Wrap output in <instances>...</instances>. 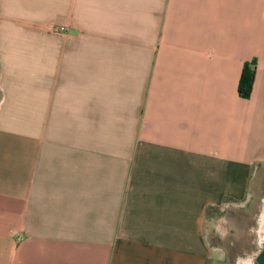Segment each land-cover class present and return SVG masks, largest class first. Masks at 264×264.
<instances>
[{"label":"crops","instance_id":"1","mask_svg":"<svg viewBox=\"0 0 264 264\" xmlns=\"http://www.w3.org/2000/svg\"><path fill=\"white\" fill-rule=\"evenodd\" d=\"M263 160L264 0H0V264H209Z\"/></svg>","mask_w":264,"mask_h":264},{"label":"rangeland","instance_id":"2","mask_svg":"<svg viewBox=\"0 0 264 264\" xmlns=\"http://www.w3.org/2000/svg\"><path fill=\"white\" fill-rule=\"evenodd\" d=\"M18 24L43 35H60L51 29L62 26L46 17L25 19ZM263 203L264 160L253 167L244 201L234 203L224 211L220 208L207 210V237L213 247V261L209 264H238L239 260L247 259L249 255L256 253L261 241L259 226Z\"/></svg>","mask_w":264,"mask_h":264},{"label":"trees","instance_id":"3","mask_svg":"<svg viewBox=\"0 0 264 264\" xmlns=\"http://www.w3.org/2000/svg\"><path fill=\"white\" fill-rule=\"evenodd\" d=\"M254 70L245 68L239 81V95L243 98L249 97L252 90Z\"/></svg>","mask_w":264,"mask_h":264},{"label":"flooded vegetation","instance_id":"4","mask_svg":"<svg viewBox=\"0 0 264 264\" xmlns=\"http://www.w3.org/2000/svg\"><path fill=\"white\" fill-rule=\"evenodd\" d=\"M263 256H264V240L261 239L260 247L256 251V253L249 255L247 259L239 260L238 264H260V260Z\"/></svg>","mask_w":264,"mask_h":264},{"label":"water","instance_id":"5","mask_svg":"<svg viewBox=\"0 0 264 264\" xmlns=\"http://www.w3.org/2000/svg\"><path fill=\"white\" fill-rule=\"evenodd\" d=\"M260 220L262 221L259 226V236L260 239L264 240V203L260 214ZM260 264H264V256L260 260Z\"/></svg>","mask_w":264,"mask_h":264},{"label":"built area","instance_id":"6","mask_svg":"<svg viewBox=\"0 0 264 264\" xmlns=\"http://www.w3.org/2000/svg\"><path fill=\"white\" fill-rule=\"evenodd\" d=\"M51 30L59 34H63L65 32V28L63 26H55Z\"/></svg>","mask_w":264,"mask_h":264},{"label":"bare ground","instance_id":"7","mask_svg":"<svg viewBox=\"0 0 264 264\" xmlns=\"http://www.w3.org/2000/svg\"><path fill=\"white\" fill-rule=\"evenodd\" d=\"M261 221V220H260ZM262 222V221H261Z\"/></svg>","mask_w":264,"mask_h":264}]
</instances>
